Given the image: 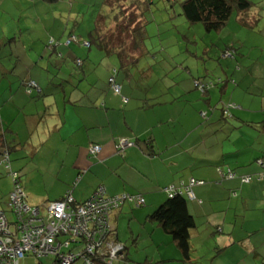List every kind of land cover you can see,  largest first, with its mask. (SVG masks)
Listing matches in <instances>:
<instances>
[{"label": "crops", "instance_id": "obj_1", "mask_svg": "<svg viewBox=\"0 0 264 264\" xmlns=\"http://www.w3.org/2000/svg\"><path fill=\"white\" fill-rule=\"evenodd\" d=\"M250 1L252 10L223 30L233 36L228 45L236 55L218 62L226 71L222 84L204 97L194 86L197 95L174 94L172 87L155 91L158 82L152 85L140 64L121 71L104 60V76L95 78L96 62L74 44L50 45L57 60L37 72L49 49H36L31 34L36 1L0 0V161L9 150L29 206L42 208L68 193L85 202L99 188L109 196L141 195L145 206L127 202L112 215L116 241L127 250L115 264H264V178L258 179L264 174L258 163H264V0ZM73 53L84 61L80 75L64 72L70 68L64 59ZM112 76L121 95L109 85ZM30 81L40 92L28 94ZM217 91L238 106L228 121L210 110ZM121 138L135 143L124 155ZM95 144L102 147L97 156L89 152ZM230 169L236 177L222 179L220 172ZM246 177L252 181L244 183ZM192 179L206 184L192 188L194 200L187 197L196 224L187 261L151 215L167 201V188ZM12 190L0 165V211L9 219Z\"/></svg>", "mask_w": 264, "mask_h": 264}, {"label": "rangeland", "instance_id": "obj_2", "mask_svg": "<svg viewBox=\"0 0 264 264\" xmlns=\"http://www.w3.org/2000/svg\"><path fill=\"white\" fill-rule=\"evenodd\" d=\"M35 1L36 12L33 15L36 17V30L31 34L36 41V49H49L46 53L47 56L39 60L42 63L36 64L37 72L40 71V68H42L41 71L45 70L49 61L57 60L56 56H53V49L50 47L51 41H54L55 44L63 43L64 45L71 34H74L79 40L92 43V49H88L77 42H74L73 46L84 47L85 55L89 56V60L96 62L99 69L94 74L95 78L104 76L105 68L101 61L112 60L116 64L118 63L119 67V56L107 55L106 52L100 51L93 43L94 38L91 37V34L100 18H104L103 22L109 28L111 26L109 18L114 16L112 14L114 12L123 14L126 11L135 14L138 18L140 17L139 20L146 27L145 38L143 37L144 55H139L138 63L141 67L140 70L145 72L146 77H149L148 80H152V85L155 81L158 82L155 86L150 85L155 91H166L167 87H172L170 91L174 94L183 89L189 90L190 95H197L193 89L195 79L203 80L205 75H208L210 76L206 78L208 81L211 79L216 81L226 73L219 67L223 63H218L220 62L219 55L215 52L227 45L233 36L228 31L227 33L225 31L207 33L203 25H189L182 15V4L185 0H112L114 6H107L106 0H57L54 3H48L44 0ZM229 24H232V27L234 19ZM22 42H25V39ZM211 44L215 46L212 47ZM67 51L72 53V50ZM39 58L40 54L36 53V60ZM75 59L74 53L65 57L64 60L67 63L64 62L70 67L69 72L66 67L64 68L66 75L81 74L75 64ZM38 65L40 66L38 67ZM211 65L216 68H211ZM50 72L54 73L51 69ZM105 80L106 78L103 81ZM141 85L147 86L145 83ZM186 96L188 97V95ZM228 102L229 98L217 91L210 108L217 113V119L223 106ZM184 117L185 120L189 118L187 111ZM186 122L185 126L187 127ZM32 176L36 178V174ZM34 191L36 193V181ZM31 198L36 202V196L31 195ZM200 235L206 234L202 230ZM54 260L55 258L52 256L40 260L27 256L22 264H53Z\"/></svg>", "mask_w": 264, "mask_h": 264}, {"label": "built area", "instance_id": "obj_3", "mask_svg": "<svg viewBox=\"0 0 264 264\" xmlns=\"http://www.w3.org/2000/svg\"><path fill=\"white\" fill-rule=\"evenodd\" d=\"M77 42L90 48V43L71 36L64 45ZM50 45L57 46L54 41ZM80 66L82 61L78 60ZM116 95L121 93V86L114 78L109 80ZM39 91L35 81L27 85L28 94ZM134 144L126 138L118 142L121 155ZM102 147L95 145L91 154H99ZM261 164V162H260ZM222 179H234L232 171L220 172ZM13 178L17 175L13 174ZM260 179V178H259ZM251 177L243 179L251 182ZM205 182L191 180L179 188L166 189L169 198L184 196L194 200L192 188ZM26 195L19 189L10 197V209L16 214V222H10L3 211H0V258L2 264H20L26 255L39 260L44 257H55L54 264H115L124 256L125 246L116 241L112 215L125 203L136 207L145 206L141 195L122 194L109 196L105 189L99 188L87 201L78 203L71 194L62 200L46 204L43 208L28 206ZM15 221V220H14Z\"/></svg>", "mask_w": 264, "mask_h": 264}, {"label": "trees", "instance_id": "obj_4", "mask_svg": "<svg viewBox=\"0 0 264 264\" xmlns=\"http://www.w3.org/2000/svg\"><path fill=\"white\" fill-rule=\"evenodd\" d=\"M44 1L48 3H54L57 0H44ZM106 5L114 6V2L112 0H106ZM253 6L254 4L250 0H185L182 4V15L186 20V22L191 26L200 24L203 25V28L207 33H221L228 25V22L234 16H238L243 13L250 12ZM128 13L129 12L126 11H124L123 14L114 12L112 14L114 16H111L109 18V23L111 24L109 28L105 26V22H103L104 18L103 17L100 18L97 22L94 31L91 34V37L94 38L93 43L99 48V50L106 52L107 55L119 56L120 58L119 69L121 71H124L126 69H130V70L135 69L139 65L138 63L139 57L141 55H144L143 37L145 38L146 27L145 25H143V22L139 20L140 17L138 18L135 14H131V13H129V15L127 16ZM252 27L253 25L250 26V28ZM134 35H136V37H134ZM71 36H75V35H71ZM138 38L139 40L137 41ZM89 43H90V48L88 49H92V43L90 41ZM218 55H219V60L222 61L234 59L236 55V49L232 44L231 45L227 44L222 49L219 50ZM78 60L82 61V64L80 66L77 64ZM75 64L78 68H83L84 61L81 59H76ZM116 72L117 70H114V73ZM206 77L209 78L210 76L207 75ZM111 78L115 79L114 76H112ZM221 84H222L221 79H218L216 81L212 79L210 81L195 79L193 86L196 90H198L201 93L202 96L205 97L208 95L210 90L218 87ZM121 91H122V86H121ZM118 95H121V93ZM237 109L238 106L234 103L225 104L221 110L222 120L228 121L230 118H232V111ZM206 114L207 112L204 113V116H206ZM207 118L208 117H205L204 119ZM132 143L134 144L133 146H135V143L134 142ZM91 155L97 156L98 154L96 155L91 154ZM258 163L261 166L264 165L262 160H259ZM0 165H2L6 170H8V173L13 182V190L9 194V200H8V209L10 212V219L9 218L8 219L10 220V222L15 223L16 214L9 207L11 194L15 192V190L21 189L26 195L25 202L29 206L27 202L28 197L25 188L23 186L19 172L17 171L14 172L11 169L9 150H5L2 153V159L0 161ZM13 174H16L17 177L13 178L12 176ZM258 177L260 178L258 179L261 180L264 178V174H261ZM203 185H198V186H203ZM63 198L58 199L56 201L62 200ZM78 203H82V202H78ZM3 212L8 217L7 213L5 211ZM151 219L154 222L158 223L161 226L162 230L172 237L174 243L181 251L184 259L189 261L190 253H191V246H190L191 232L193 229L196 228V224L194 217L189 212L187 198L184 196H175L174 198L168 197L167 201L164 204H162L156 211L153 212V214L151 215ZM126 251L127 250L125 247L124 254L126 253ZM27 256L28 255H26V257ZM124 257L125 256H123L122 259ZM2 263L3 262L1 261L0 258V264Z\"/></svg>", "mask_w": 264, "mask_h": 264}]
</instances>
